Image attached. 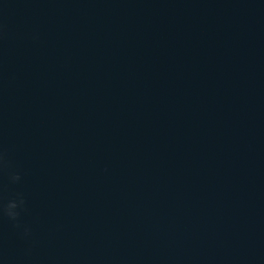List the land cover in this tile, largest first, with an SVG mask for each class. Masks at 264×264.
Listing matches in <instances>:
<instances>
[{"label":"water","instance_id":"water-1","mask_svg":"<svg viewBox=\"0 0 264 264\" xmlns=\"http://www.w3.org/2000/svg\"><path fill=\"white\" fill-rule=\"evenodd\" d=\"M0 153V264H264V0H0Z\"/></svg>","mask_w":264,"mask_h":264},{"label":"clouds","instance_id":"clouds-1","mask_svg":"<svg viewBox=\"0 0 264 264\" xmlns=\"http://www.w3.org/2000/svg\"><path fill=\"white\" fill-rule=\"evenodd\" d=\"M7 168V160L3 153H0V170ZM19 174L12 173L10 175V180L12 182L19 181ZM24 205V199L22 194H17L15 199L9 200L6 205L0 206L5 215H7L11 220H16L19 216V212L16 211L18 208H22Z\"/></svg>","mask_w":264,"mask_h":264}]
</instances>
